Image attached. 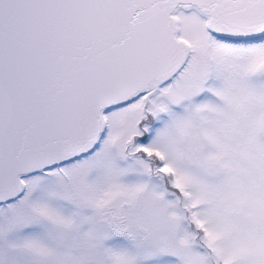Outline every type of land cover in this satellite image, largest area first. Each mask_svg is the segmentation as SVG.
I'll list each match as a JSON object with an SVG mask.
<instances>
[{
  "label": "snow or ice",
  "instance_id": "obj_1",
  "mask_svg": "<svg viewBox=\"0 0 264 264\" xmlns=\"http://www.w3.org/2000/svg\"><path fill=\"white\" fill-rule=\"evenodd\" d=\"M0 264H264V0H0Z\"/></svg>",
  "mask_w": 264,
  "mask_h": 264
}]
</instances>
